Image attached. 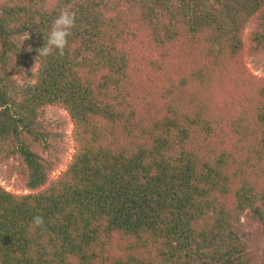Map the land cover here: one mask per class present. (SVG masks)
Masks as SVG:
<instances>
[{
	"label": "trees",
	"instance_id": "obj_1",
	"mask_svg": "<svg viewBox=\"0 0 264 264\" xmlns=\"http://www.w3.org/2000/svg\"><path fill=\"white\" fill-rule=\"evenodd\" d=\"M126 2L0 3V160L40 191L0 186V264H245L238 225L264 219V76L246 62L264 54V0ZM65 6L64 55L10 84V56L29 66ZM54 104L76 153L52 182Z\"/></svg>",
	"mask_w": 264,
	"mask_h": 264
},
{
	"label": "rangeland",
	"instance_id": "obj_2",
	"mask_svg": "<svg viewBox=\"0 0 264 264\" xmlns=\"http://www.w3.org/2000/svg\"><path fill=\"white\" fill-rule=\"evenodd\" d=\"M8 1L11 0H0V3ZM109 1L114 7H123L127 3L126 0ZM30 40L31 36L28 34L18 38V42L24 46H27ZM38 56L36 54L33 60L30 62L29 60L26 61L29 66L21 63L20 57L16 55L10 56L7 67V75L11 78L10 84L23 86L27 84L25 83L27 81H32V79L34 81L35 78L33 76H36L40 70V61H37ZM246 62L247 67L254 75L264 76V54L261 56H249ZM26 68H28V74L20 72ZM22 101V97H18L15 100V104L20 105ZM57 105L54 104L46 107L44 116L39 119V123H42L47 127L48 131H52L51 133H53V136L48 139L51 146L49 153L52 152L51 155L57 162V167L50 176L52 182L56 181L68 169L76 153V143L74 140L75 124L72 115L69 110ZM13 160H0V186L7 192L20 196L40 193V191L31 192L25 189L20 181H18L17 175L10 172L8 167L9 163H13ZM47 188L48 186L42 188V190ZM237 233L244 244L245 264H264V219L254 214V212H246L241 218Z\"/></svg>",
	"mask_w": 264,
	"mask_h": 264
},
{
	"label": "clouds",
	"instance_id": "obj_3",
	"mask_svg": "<svg viewBox=\"0 0 264 264\" xmlns=\"http://www.w3.org/2000/svg\"><path fill=\"white\" fill-rule=\"evenodd\" d=\"M75 26V11L71 10L69 6L61 8L59 10V14L56 16L51 25L45 45L39 49V56L47 57L58 53V55L62 57L69 43L68 37L72 34L71 30ZM31 225L33 229L42 228L44 226L43 217L41 215L34 216L31 221Z\"/></svg>",
	"mask_w": 264,
	"mask_h": 264
}]
</instances>
